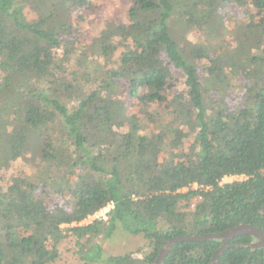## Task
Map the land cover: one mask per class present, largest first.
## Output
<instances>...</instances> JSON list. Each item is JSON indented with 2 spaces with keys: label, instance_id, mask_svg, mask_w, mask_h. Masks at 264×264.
Wrapping results in <instances>:
<instances>
[{
  "label": "trees",
  "instance_id": "16d2710c",
  "mask_svg": "<svg viewBox=\"0 0 264 264\" xmlns=\"http://www.w3.org/2000/svg\"><path fill=\"white\" fill-rule=\"evenodd\" d=\"M27 1L36 18L28 19L24 0H0V171L31 133L35 148L24 159L40 164L26 162L0 184V264H52L68 235L90 243L86 262L152 264L173 236L240 223L264 230L262 45L230 54L182 45L168 19L174 6L182 18L185 0H130L129 23L110 22L114 34L102 33L86 50L67 2L88 0ZM222 1L261 12L253 31L264 38V0ZM57 6L66 16L54 22ZM135 104L141 117L126 113ZM181 125L193 130L187 149L175 137ZM227 176L244 178L222 182ZM109 202L106 219L79 224ZM118 226L142 235V257L105 256L91 242ZM254 240L230 239L219 264H264V247L243 246ZM220 245L218 238L178 241L160 264H211Z\"/></svg>",
  "mask_w": 264,
  "mask_h": 264
},
{
  "label": "rangeland",
  "instance_id": "374dc122",
  "mask_svg": "<svg viewBox=\"0 0 264 264\" xmlns=\"http://www.w3.org/2000/svg\"><path fill=\"white\" fill-rule=\"evenodd\" d=\"M185 1V3L188 4V8L185 9L184 12L182 11L183 14L181 17L183 19H180L177 15L175 9L178 7L176 6H174V11L168 19V28L172 36L180 44H182L181 42L183 41H189L204 46L207 50H210L209 53H213V50L221 49V52L228 54H230L232 50H247L249 46L251 50H254L255 46L258 47L262 45L264 47L263 36L260 34L259 37V33L256 32L257 30L253 31V26L255 27V25L260 22L259 18L262 13H259L252 5L247 4L235 7L228 4V2L223 3L222 0H201L197 8L191 9V7H189L191 0ZM24 3V10L28 19L36 18L37 13L33 10L29 1L24 0ZM71 6L72 8L70 10L74 13L71 20L79 30V38L82 44L87 45L86 50H93L99 45V41L97 40L102 33L105 32L107 35L114 34L109 25L110 22L127 24L130 21L128 15L129 9L131 8L130 0H88V5L85 7L67 2V7ZM51 10V15H54V22H59L66 16L65 11L58 6L51 7ZM79 14H82V18L77 17ZM186 15L191 16L193 24L185 25L184 21ZM251 40L256 42V45H254ZM201 61L202 65L207 64L206 60ZM176 85L177 89L182 88L178 74H176ZM238 87L237 85L235 92H237ZM170 93H172V90L166 92L168 100H170ZM236 101L238 102L239 98H236ZM151 106L153 107L154 104ZM132 112L139 113V116H142L139 112V105L137 104L129 107L126 111L127 114ZM181 128L182 136L178 137L175 133V137L179 146L187 149V143L191 139L193 130L189 125H181ZM33 136L32 133L29 134L20 157L12 162H5V165L0 171V184H5L7 180H10L14 175L19 173L20 170H27L29 167L28 164H36L37 162L40 164L38 157L31 158V163L24 159L27 155H32V150L35 148L34 143L36 141L34 142ZM31 171L37 175L39 170L33 167ZM242 178H244V176H227L222 179V182L240 180ZM192 186L194 188L197 187L196 184ZM198 200V197L191 200V209ZM94 219H96V217H91L84 223H89ZM144 240L141 234H130L118 226L109 238H95L91 240V242L100 243L105 256L130 252L133 257L140 258L142 256L138 254L139 252L137 250L145 243ZM89 247L90 243H86L84 240L78 243L74 237L68 235V237L61 241L59 246V257L52 264H92L82 259L83 254H85Z\"/></svg>",
  "mask_w": 264,
  "mask_h": 264
},
{
  "label": "water",
  "instance_id": "95a60500",
  "mask_svg": "<svg viewBox=\"0 0 264 264\" xmlns=\"http://www.w3.org/2000/svg\"><path fill=\"white\" fill-rule=\"evenodd\" d=\"M240 234H248L255 238L254 241L247 245L252 248L264 247V230L252 224L240 223L220 232H207L193 235H177L167 239L166 243L159 249L158 255L152 264H160L164 262L167 253L170 251L175 242L178 241H201L205 239H220L221 245L214 251L211 264H219V255L230 245L227 242L233 237ZM234 244H231L233 246Z\"/></svg>",
  "mask_w": 264,
  "mask_h": 264
},
{
  "label": "built area",
  "instance_id": "2783aa9c",
  "mask_svg": "<svg viewBox=\"0 0 264 264\" xmlns=\"http://www.w3.org/2000/svg\"><path fill=\"white\" fill-rule=\"evenodd\" d=\"M113 208V203L109 202L105 207L101 208L99 211L95 212L94 214L88 215L84 220H82L79 224H83L86 222L87 219L89 218H102L106 219L107 218V213L109 210Z\"/></svg>",
  "mask_w": 264,
  "mask_h": 264
}]
</instances>
